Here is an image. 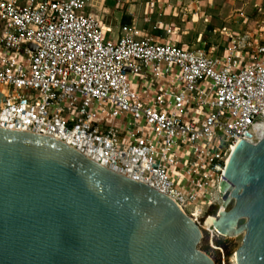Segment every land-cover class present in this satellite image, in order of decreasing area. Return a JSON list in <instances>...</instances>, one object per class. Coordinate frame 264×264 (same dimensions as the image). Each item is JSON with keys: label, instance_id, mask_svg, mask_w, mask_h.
Masks as SVG:
<instances>
[{"label": "built area", "instance_id": "obj_1", "mask_svg": "<svg viewBox=\"0 0 264 264\" xmlns=\"http://www.w3.org/2000/svg\"><path fill=\"white\" fill-rule=\"evenodd\" d=\"M95 1L0 0V129L61 142L197 223L204 204L223 206L228 159L264 111V9L221 27L215 55L114 32ZM146 70L182 88L149 102L130 81Z\"/></svg>", "mask_w": 264, "mask_h": 264}, {"label": "water", "instance_id": "obj_2", "mask_svg": "<svg viewBox=\"0 0 264 264\" xmlns=\"http://www.w3.org/2000/svg\"><path fill=\"white\" fill-rule=\"evenodd\" d=\"M219 191L233 206L218 228L244 232L237 263L264 264V111ZM201 234L160 192L51 138L0 129V264H213L197 250Z\"/></svg>", "mask_w": 264, "mask_h": 264}, {"label": "rangeland", "instance_id": "obj_3", "mask_svg": "<svg viewBox=\"0 0 264 264\" xmlns=\"http://www.w3.org/2000/svg\"><path fill=\"white\" fill-rule=\"evenodd\" d=\"M123 2L125 0H96L94 10L100 18H103L105 25L117 26L118 22L121 21V17H127L133 20L137 28L149 33L153 31L152 27L156 25L157 21L165 23L164 26L172 21L171 17L159 16L156 12L149 17H145L144 6H146V0H129L127 4ZM167 3L174 5L176 0H168ZM258 3L264 6V0H184L180 9L185 8L187 11H183L184 13H181V16L176 17V28L179 29L176 31V35L181 43L189 46L197 45L198 42L213 45L215 47L214 52L219 54L220 51L223 52L222 47L224 48L228 44V35L221 34L220 27L225 25L229 34L240 32L241 27L237 24L231 25L229 20L235 21L239 15L250 16V19L254 18L257 14L254 6ZM117 4H123L122 8H116ZM128 9H131V15H129ZM182 14L185 15L183 19H181ZM191 21L196 23L193 24ZM250 23V21L247 22V25ZM214 194L215 192L212 189L209 190V196ZM218 204L215 201V203L204 204L203 206L204 213L200 220H197L202 233L197 244V250L205 253L213 261V264H239L235 255L242 244L244 232L222 236L214 232L213 229L204 227V217L212 216L216 218V215H219L220 206ZM232 206L233 201L225 210L230 209ZM200 211L201 207L199 206L196 207L194 213L199 214ZM245 221V219H239L235 228L243 225Z\"/></svg>", "mask_w": 264, "mask_h": 264}, {"label": "crops", "instance_id": "obj_4", "mask_svg": "<svg viewBox=\"0 0 264 264\" xmlns=\"http://www.w3.org/2000/svg\"><path fill=\"white\" fill-rule=\"evenodd\" d=\"M184 0H176V3L174 5H172L171 3L168 4V0H146V3L144 6V14L145 17H149L151 16L154 12L157 13V15L159 16H168L171 17L172 21L169 24H166V26H164L165 23L161 22V21H157L156 25L152 27L153 31L152 32H147L143 29H139L137 28V26H135L133 20H130V18L127 17H121V21L118 22L117 26H112V25H105L104 27H110L112 28V30L114 32H116L120 26L122 25H128L131 26L133 28V30H135L138 34L139 37H147L151 40H153L154 42L157 43H167V44H175L181 47H185L187 49L190 50H199L201 52H213V54L215 55H221L223 52L220 51L219 54H217L216 52H214L215 47L213 45H206L205 42H198L197 45H193V46H189L185 43H181L180 40L178 39L179 37H177L176 35V31L179 30L178 28H176V17L181 16V13H184L185 10L187 11V9L183 8L180 9V6L182 4ZM261 1V0H259ZM124 4L129 3V0H125V2H123ZM123 4H117V6H115L116 8H122ZM255 10L257 9H264V6H262V4H255ZM129 11V15H131V9H128ZM181 11V12H180ZM184 11V12H183ZM128 13V12H127ZM185 15L182 14V18ZM197 17V16H196ZM235 20V19H234ZM195 21V20H194ZM194 21H191V23H196ZM229 23H231V25H238L241 27L240 24L237 23V20L232 21L229 20ZM192 24V25H193ZM251 25V24H249ZM225 26V25H223ZM221 26V27H223ZM220 27V28H221ZM232 27V26H231ZM242 28V27H241ZM163 31V32H161ZM223 36V35H222ZM224 37V36H223ZM226 38V37H225ZM227 46V44L225 45V47ZM225 47H222V51L225 49ZM173 76V77H172ZM130 81H131V86L133 88L134 91L138 92L140 94V96H149V102L152 100L151 97H154L157 93L163 91V90H179L180 88H182V86L180 85V83L176 82L174 75H170L167 76L163 79H158L151 71L146 70L145 73L141 76H135V77H130Z\"/></svg>", "mask_w": 264, "mask_h": 264}, {"label": "bare ground", "instance_id": "obj_5", "mask_svg": "<svg viewBox=\"0 0 264 264\" xmlns=\"http://www.w3.org/2000/svg\"><path fill=\"white\" fill-rule=\"evenodd\" d=\"M235 148L233 149L232 152H234ZM230 159V158H229ZM229 159H228V162H229ZM228 164V163H227ZM198 207V206H196ZM196 207H194L193 212H195V209ZM225 212V209L223 206H220V209H219V215L221 216V214H223ZM218 214L216 216H219ZM207 218L204 217L205 221H204V227L205 228H211L214 230V232H216L218 235H226L225 232H223V230H220L218 227L219 223H218V218H214L212 216H206ZM203 219V220H204Z\"/></svg>", "mask_w": 264, "mask_h": 264}]
</instances>
